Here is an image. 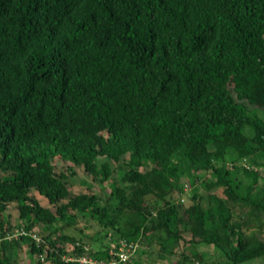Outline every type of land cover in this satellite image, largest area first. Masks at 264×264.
Returning <instances> with one entry per match:
<instances>
[{
	"label": "trees",
	"instance_id": "16d2710c",
	"mask_svg": "<svg viewBox=\"0 0 264 264\" xmlns=\"http://www.w3.org/2000/svg\"><path fill=\"white\" fill-rule=\"evenodd\" d=\"M262 109L264 0H0V232L16 202L25 228L46 233L54 264H78L62 259L66 242L81 252L92 238L77 225L80 214L115 229L113 239L164 232L162 257L174 252L182 224L191 255L175 264L204 260L200 245H214L224 264H254L264 258V236H245L231 208L242 203L248 218L264 217V191L255 192ZM57 159L110 181V196H71ZM148 160L155 167L141 170ZM112 161L122 162L115 180ZM198 180L226 198L209 195L205 206L194 194L199 200L182 209L175 198ZM70 226L82 235L61 233ZM18 240L32 257L44 249L29 235L6 240L0 264H23Z\"/></svg>",
	"mask_w": 264,
	"mask_h": 264
},
{
	"label": "rangeland",
	"instance_id": "374dc122",
	"mask_svg": "<svg viewBox=\"0 0 264 264\" xmlns=\"http://www.w3.org/2000/svg\"><path fill=\"white\" fill-rule=\"evenodd\" d=\"M260 115H264V110H259ZM247 132H249V128H247ZM228 162H231L232 158L228 156ZM242 164V163H241ZM55 169L57 173L64 172L68 175L67 182L68 187L70 190L71 196H75L77 194L81 193H88V194H97L101 195L105 198L110 196L111 193V182L107 181L105 183H100L97 180H95L91 175H89L85 170L77 165H74L72 162H68L66 160L57 159L54 162ZM122 165V162H114L112 161V169H113V179L115 180L118 175V170ZM156 163L153 160H148L145 162L144 167L141 168V170H146L155 167ZM73 167L76 174L73 175L70 171V168ZM128 169V167H123V170ZM259 172L262 173L260 181L258 183V189L255 190V192H258L260 190L264 191V169L259 168ZM249 181L247 179L242 180V185L240 188V191L242 193H246L248 188ZM187 192L183 196L176 197V202L182 203V209L192 205L194 202L198 201V199H194V194H199L203 196L202 202L205 206L208 205V196L209 195H216L222 200L226 198V195L223 192V188L219 187L213 183H204L203 180H198L194 187H189L186 189ZM30 196L32 198L37 199L43 206L49 207L52 210H55V207L50 204L47 198L40 195L37 190L34 188L30 191ZM176 196V195H175ZM146 199L153 201V203H156L158 198L154 196L153 194H150L146 197ZM105 201L102 200L100 203H103ZM161 203H163L161 201ZM250 206H245L242 203H239L235 205V207H232V213L233 218L237 219L239 221H243L245 224L243 226V234L245 236H248L250 234H258L264 236V217L260 213L259 217L256 216L255 212H253V215L250 214V217L248 218L247 213L250 212ZM225 211H229V209L226 207ZM4 217L7 220V225L9 230L15 231L17 228L21 226H25L24 221L20 217V211L19 207L16 202L11 203L4 213ZM79 223L78 226H84L86 225V233L92 236L91 239H89L87 245L91 246L90 252L93 253L97 250H102L105 248H109L111 244L113 243L112 237L114 236V230L113 228H104L102 224L93 217H86L83 216V214H80L79 216ZM247 219V220H246ZM76 225V226H77ZM176 230H178L182 236V238L178 241H174L173 243V253H168L165 257L160 256L161 253V247L162 243L160 241L161 233H164L160 230L157 231H148L145 233L144 236H142L138 240V248H142V252H138L137 259H140L142 264H153L154 262L162 261L164 263L168 264H175L176 262H179L184 259V255H191L190 250V240H191V233L188 231H185V227L182 224H178L176 227ZM35 230L38 231L40 236L46 235L44 231H42L41 226L36 225L34 227ZM61 233H67L75 236L82 235V233L78 230L76 227H65ZM59 234H52L50 237L53 238L54 241L57 242L58 245L65 244L63 243L59 238ZM40 237V238H41ZM44 237V236H43ZM42 237V238H43ZM45 239V238H44ZM46 240V239H45ZM47 242V240H46ZM67 244H71V242H66ZM17 245L23 246V249L20 251L19 260L23 264H36L38 258L35 255L32 257L30 255V249L29 246L18 240ZM16 245V246H17ZM94 245V246H93ZM15 249V248H11ZM197 250L205 254V259L202 261L192 260L189 263H196V264H224V258L221 255V253L214 247V245H200L197 247ZM2 256V248L0 246V258ZM32 257V258H31ZM32 260V261H31ZM19 262V261H18ZM2 264V263H1ZM12 264H16L15 261H12ZM44 264H54L51 260H46ZM254 264H264V258L258 259L255 261Z\"/></svg>",
	"mask_w": 264,
	"mask_h": 264
},
{
	"label": "clouds",
	"instance_id": "9594fccd",
	"mask_svg": "<svg viewBox=\"0 0 264 264\" xmlns=\"http://www.w3.org/2000/svg\"><path fill=\"white\" fill-rule=\"evenodd\" d=\"M23 235H29L31 236L36 242L38 245H44V249L42 251V253L38 254L37 258L42 261L43 263L48 260L47 259V256H48V252L49 250L53 249L51 248L50 244L48 242H46V240L44 239V237L42 238L40 236V234L38 233L37 230H35L34 228L30 229V230H27L25 228V226H21L19 228H17L15 231H11V230H5L3 233L0 232V244L6 240H12V239H19L21 236ZM41 237V238H40ZM113 242L116 243L118 242L119 240H121L120 238L119 239H113ZM138 243V242H136ZM78 244V243H77ZM81 244V243H79ZM92 247L87 244L84 245L83 247V251L79 252L78 249L76 248L75 245H73L72 243L71 244H67L66 247L64 248V253L62 254V259L66 262H74V261H67L64 256L67 255V256H71V255H89V256H92V257H95L92 255V253L90 252V249ZM110 248V246H109ZM109 248H105L106 251L108 252V257L104 258V259H108L110 256H109ZM95 252V251H94ZM138 253V250L135 254V257H134V261H135V258L137 257V254ZM97 258V257H95ZM75 263H78V262H75ZM80 264V263H78Z\"/></svg>",
	"mask_w": 264,
	"mask_h": 264
},
{
	"label": "built area",
	"instance_id": "2783aa9c",
	"mask_svg": "<svg viewBox=\"0 0 264 264\" xmlns=\"http://www.w3.org/2000/svg\"><path fill=\"white\" fill-rule=\"evenodd\" d=\"M138 250V243L121 239L112 243L109 248V258H95L89 255H65L67 261L80 264H134V257Z\"/></svg>",
	"mask_w": 264,
	"mask_h": 264
}]
</instances>
